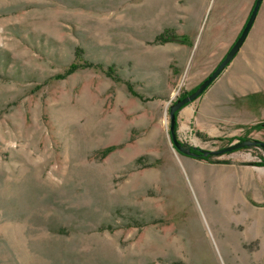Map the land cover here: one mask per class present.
Returning <instances> with one entry per match:
<instances>
[{"label":"rangeland","instance_id":"obj_1","mask_svg":"<svg viewBox=\"0 0 264 264\" xmlns=\"http://www.w3.org/2000/svg\"><path fill=\"white\" fill-rule=\"evenodd\" d=\"M253 3L0 0V264L264 257L257 222L211 182L219 163L250 169V186L228 187L264 216V149L208 162L180 153L169 130L170 105L215 69ZM164 30L190 46L155 42ZM175 135L207 150L264 141V0L232 61L176 113Z\"/></svg>","mask_w":264,"mask_h":264},{"label":"water","instance_id":"obj_2","mask_svg":"<svg viewBox=\"0 0 264 264\" xmlns=\"http://www.w3.org/2000/svg\"><path fill=\"white\" fill-rule=\"evenodd\" d=\"M263 0H254L253 7L251 12L240 32V34L236 37L233 44L230 46L228 51L226 52L224 58L218 63L215 69L197 86V88L189 93L188 95L177 98L173 104L169 107V120H170V136L172 143L175 148L182 154L188 155L191 157H195L197 152L192 151L190 147H185L179 142L175 135V124H176V112L180 110L183 106L197 99L206 89L207 87L218 77V75L226 68V66L232 61L235 55L238 53L243 43L245 42L260 9ZM248 146H258L264 149V141L258 139H242L236 140L234 142L229 143L228 145L218 148V149H203L197 146H192L193 150H197L203 156H220L227 152H231L243 147Z\"/></svg>","mask_w":264,"mask_h":264},{"label":"bare ground","instance_id":"obj_3","mask_svg":"<svg viewBox=\"0 0 264 264\" xmlns=\"http://www.w3.org/2000/svg\"><path fill=\"white\" fill-rule=\"evenodd\" d=\"M220 190L222 193L221 194L222 199L231 209L234 205L237 206V203H240L242 205V207L244 209L241 211L240 215L244 216V217L247 216L250 219L255 220L257 222V225H258L257 234L262 235L261 237H264V216H263V214H261V211L259 210V208L257 209V208H253L251 206H247L241 200V198L238 194V191L235 188L230 189L228 186H220ZM235 220H237V222L239 221L238 219H235ZM249 233L250 232H249L248 228L244 229V231H243L244 238H246V237L248 238L250 235ZM235 258L239 260L240 263L238 262V264H252V261H256L258 263H261V262L264 263V257H263L262 253H261V255L256 253L252 257V255H247L243 251H239V252L235 253Z\"/></svg>","mask_w":264,"mask_h":264},{"label":"crops","instance_id":"obj_4","mask_svg":"<svg viewBox=\"0 0 264 264\" xmlns=\"http://www.w3.org/2000/svg\"><path fill=\"white\" fill-rule=\"evenodd\" d=\"M217 29L218 28L216 27L215 30ZM199 31H201V29ZM177 35L186 36L188 38L187 43H183V44L178 43V44H181L182 46L185 47L190 46L191 43L189 42V35H187L185 32ZM201 35H199V40L201 39ZM206 40L207 41L209 40L208 37ZM201 180H203V177H201ZM211 182H212V186H250V182H251L250 169L237 168L229 163H219L215 171V174L212 175ZM201 183H203V181H201L200 184ZM254 237L256 238L258 236H254Z\"/></svg>","mask_w":264,"mask_h":264},{"label":"trees","instance_id":"obj_5","mask_svg":"<svg viewBox=\"0 0 264 264\" xmlns=\"http://www.w3.org/2000/svg\"><path fill=\"white\" fill-rule=\"evenodd\" d=\"M254 4V3H253ZM253 7V6H252ZM252 9V8H251ZM250 12H251V10H250ZM250 14V13H249ZM249 16V15H248ZM248 18V17H247ZM246 22V21H245ZM244 26V25H243ZM243 28V27H242ZM242 30V29H241ZM241 32V31H240ZM240 34V33H239ZM238 34V35H239ZM155 42H157V43H160V44H162V43H166V42H175V43H187L188 42V38L186 37V36H182V35H177V34H175V33H171L169 30H164V31H162L161 33H159L156 37H155ZM75 54H76V56H78V54H79V52H78V50H76L75 51ZM225 56V55H224ZM224 58V57H223ZM222 58V59H223ZM90 65V63H87V62H84L83 64H78V63H71L70 65H69V67L67 68V70H66V74H68V73H72L73 71H75V70H77V69H79V68H82V67H87V66H89ZM105 73L109 76V77H111V78H113V79H115V80H120V78H119V76L118 75H116L115 74V70H114V68L112 67V66H108L107 68H106V70H105ZM200 84V83H199ZM198 84V85H199ZM126 85H127V88H128V90H129V92L132 94V95H137L136 94V92L133 90V88H132V86H131V84L130 83H126ZM197 85V86H198ZM197 86L192 90V91H194L196 88H197ZM191 91V92H192ZM191 92H189V93H191ZM189 93H187V94H185V95H183L182 97H184V96H186V95H188ZM182 97H180V98H182ZM178 112V111H177ZM176 112V113H177ZM239 140H242V138H239ZM190 147V149L192 150V151H195V152H197V155L195 156V158H198V159H203V160H206V161H208V162H217V161H211V156L210 155H207V156H203L202 154H200L197 150H193L192 149V146H189ZM245 148V147H244ZM241 149V148H240ZM237 150H239V149H237ZM234 151H236V150H234ZM231 152H233V151H231ZM229 153V152H228Z\"/></svg>","mask_w":264,"mask_h":264}]
</instances>
